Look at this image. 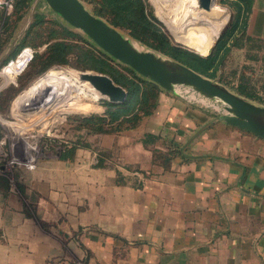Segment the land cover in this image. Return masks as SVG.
Here are the masks:
<instances>
[{
	"label": "crops",
	"instance_id": "0c3cea01",
	"mask_svg": "<svg viewBox=\"0 0 264 264\" xmlns=\"http://www.w3.org/2000/svg\"><path fill=\"white\" fill-rule=\"evenodd\" d=\"M248 19L263 37L264 0ZM132 130L130 172L55 161L31 204L0 193V264H264V138L165 89Z\"/></svg>",
	"mask_w": 264,
	"mask_h": 264
},
{
	"label": "rangeland",
	"instance_id": "374dc122",
	"mask_svg": "<svg viewBox=\"0 0 264 264\" xmlns=\"http://www.w3.org/2000/svg\"><path fill=\"white\" fill-rule=\"evenodd\" d=\"M144 1L147 4V9L152 8L163 30L169 34L173 41L190 46L203 55L209 52L221 30L229 23L232 14V9L228 4L214 0V5H217L214 8L223 11L227 16L225 25L219 27L209 20L207 14L203 13L204 9L198 10V6L192 3L193 0ZM85 4L91 8L90 4L86 2ZM36 10L44 12L47 17H56L62 20L45 0H32L25 14L14 24L12 36L0 52V70L7 63V61L4 63L3 59L16 45ZM11 20H13V15ZM251 24L252 21L248 19L245 36L240 39L241 46H231L214 79L234 91H236V87L242 86L246 89L245 95H249V93L264 95V36H257L252 31ZM75 30L78 29L75 28ZM121 30L134 42H137L139 47L149 48L132 38L124 29ZM5 32L3 30L0 35L4 37ZM49 69L51 70L41 78L30 83L37 75L16 90L6 104L5 111H0V140H2L0 143V177H3L0 179V193L5 195V201L9 197L14 200L21 198L22 201L28 200L27 202L31 204L30 197L23 190H34V182L37 180L34 177L40 179L37 175L42 176L41 174L45 173L52 174L48 179L50 183H57V179L60 177H53V174L57 172L53 169H57L58 166L55 165V161L60 162L62 168L74 167L78 172L83 160L90 162L89 168L91 169L97 167L98 161L102 158L109 168H116L124 172L132 170L124 161L123 154L128 152V148L126 145L124 148L121 144H123L122 141L128 142V144L131 141L134 144L138 142L136 133L132 130L137 124L132 127L120 128L112 126L114 123L108 121L107 113L103 114L107 107L102 104V100L106 97H94L91 94L88 97L90 103H87L81 97V93L78 94L77 89L73 88V84L78 83L66 72L77 73L80 70L72 63L55 64L47 70ZM7 70L9 69L0 71V91H11L12 88L18 86V77L23 71L16 75H14L15 72H8L9 80L4 74ZM50 76L62 80L68 79L71 85L66 93L46 96L40 93L34 100L20 101L18 96L21 92ZM26 85L28 86L23 90ZM173 92L202 102L214 116L224 111L214 99L206 98L186 85H176ZM71 98H75L77 102H72ZM254 102L259 103L258 101ZM91 112L100 113L96 126L91 122H88V125H83L73 121L65 128L58 129L59 131L53 133L47 131L50 126L55 127L64 123L67 115ZM72 144L77 145L72 161L61 159L60 151ZM58 172L60 173V171ZM72 172L75 173V169Z\"/></svg>",
	"mask_w": 264,
	"mask_h": 264
},
{
	"label": "trees",
	"instance_id": "16d2710c",
	"mask_svg": "<svg viewBox=\"0 0 264 264\" xmlns=\"http://www.w3.org/2000/svg\"><path fill=\"white\" fill-rule=\"evenodd\" d=\"M31 1L13 0L10 11L6 14L0 13V34L3 30L6 31L4 37L0 35V52L4 44L11 38L14 24L25 14ZM83 1L90 4L95 14L105 18L110 24L124 29L132 38L141 44L165 56L181 61L210 78H215L218 75V70L231 46H241L240 39L245 36L253 3V0H220L222 3H226L231 7V18L212 46L211 51L203 55L188 46L173 41L169 34L163 30L152 8L147 9V4L144 0ZM12 15L13 20H11ZM25 45L33 48V57L20 73L18 86L12 88L11 91H0L1 112L5 111L6 104L16 90L23 87L30 79L37 75L30 83L41 78L51 70L47 69L55 64L64 65L72 63L74 67L80 70H92L94 72L105 73L111 77L114 83L121 85L126 90V97L121 102H112L107 98L102 100V104L107 107L103 114L107 113L106 117H108V121L114 123L112 126L117 128L132 127L138 124L140 119L152 110L159 91L163 89L157 82L140 75L129 65L117 61L85 34L75 30V28L67 24L64 20L56 17H47L44 12L39 10L33 12L31 21L28 23L16 45L3 59V62L5 63L13 58L20 48ZM15 66L16 64H10L1 69H9L4 73L7 79L10 80V74L8 72H16ZM70 85L71 83L68 79L62 80L50 76L29 86L24 91L22 90L23 92L19 96H21V101L26 102L34 100L40 93L44 96L66 93ZM73 88L77 89L76 92L78 94L81 93V97L87 103H90L88 97L91 93L86 92L81 86L75 83L73 84ZM245 90L242 86H238L235 92L240 95H245ZM245 96L250 100L264 104V95L262 94L252 95L249 93V95ZM71 101L77 102L75 98H71ZM99 115L100 113L97 112L70 114L65 117L66 120L64 123L55 127L50 126L47 131L52 133L59 131L58 129L65 128L73 121L83 125H88V122H91L92 125L96 126L99 122ZM141 141L144 144L150 142L148 134L143 136ZM76 148V144L66 146L60 151L59 157L62 159L72 158ZM161 157L164 160L170 159V155L168 154H161ZM102 164L103 159L100 158L98 165ZM1 178L3 179V177Z\"/></svg>",
	"mask_w": 264,
	"mask_h": 264
},
{
	"label": "water",
	"instance_id": "95a60500",
	"mask_svg": "<svg viewBox=\"0 0 264 264\" xmlns=\"http://www.w3.org/2000/svg\"><path fill=\"white\" fill-rule=\"evenodd\" d=\"M199 1L204 8H209L212 2V0ZM45 2L62 20L80 30L117 61L129 65L140 75L157 82L165 90L174 91L176 85H186L200 95L214 99L224 109L216 116L217 119L264 138V104L256 103L238 94L223 83L201 74L181 61L151 48L137 46L121 28L95 14L83 0H45ZM194 51L198 52L195 49ZM83 76H87L91 84L109 101L121 102L126 97V90L114 83L105 73L89 71Z\"/></svg>",
	"mask_w": 264,
	"mask_h": 264
},
{
	"label": "bare ground",
	"instance_id": "6f19581e",
	"mask_svg": "<svg viewBox=\"0 0 264 264\" xmlns=\"http://www.w3.org/2000/svg\"><path fill=\"white\" fill-rule=\"evenodd\" d=\"M183 1V0H182ZM214 0H212L211 5L209 8H204L201 6L199 0H193L192 3L196 6H198V10L202 11L203 9L206 11H203L204 14L208 15V18L211 22H213L214 25L222 27L225 25L227 16L226 14L214 8L217 5H214ZM219 7V6H218ZM206 15V16H207ZM135 44L138 46L139 44L135 42ZM71 78H73L79 86H81L86 92L93 94L94 96L98 97H105L104 94H102L98 89H96L91 82L89 81V78L87 76H83L82 74H85L89 72V70H79L77 73H72L71 71H66ZM84 86V87H83Z\"/></svg>",
	"mask_w": 264,
	"mask_h": 264
},
{
	"label": "built area",
	"instance_id": "2783aa9c",
	"mask_svg": "<svg viewBox=\"0 0 264 264\" xmlns=\"http://www.w3.org/2000/svg\"><path fill=\"white\" fill-rule=\"evenodd\" d=\"M13 5V0H0V13H7L10 11ZM34 50L31 46L25 45L20 48V50L16 53V55L9 59L7 63H5L4 66L10 65V64H16L15 69L16 72L14 75L20 73L28 64V62L33 57ZM2 67V68H3ZM1 137V136H0ZM2 140H0V143Z\"/></svg>",
	"mask_w": 264,
	"mask_h": 264
}]
</instances>
